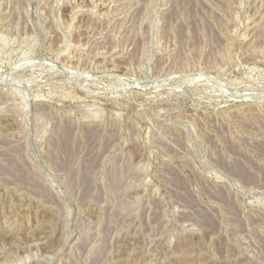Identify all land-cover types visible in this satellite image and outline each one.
<instances>
[{
    "label": "rangeland",
    "instance_id": "rangeland-1",
    "mask_svg": "<svg viewBox=\"0 0 264 264\" xmlns=\"http://www.w3.org/2000/svg\"><path fill=\"white\" fill-rule=\"evenodd\" d=\"M0 264H264V0H0Z\"/></svg>",
    "mask_w": 264,
    "mask_h": 264
},
{
    "label": "bare ground",
    "instance_id": "bare-ground-1",
    "mask_svg": "<svg viewBox=\"0 0 264 264\" xmlns=\"http://www.w3.org/2000/svg\"><path fill=\"white\" fill-rule=\"evenodd\" d=\"M65 151V150H64Z\"/></svg>",
    "mask_w": 264,
    "mask_h": 264
}]
</instances>
